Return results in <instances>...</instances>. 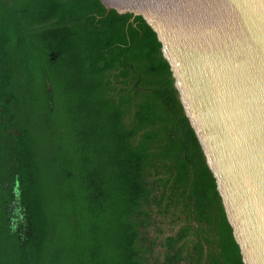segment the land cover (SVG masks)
Returning <instances> with one entry per match:
<instances>
[{
  "label": "trees",
  "instance_id": "16d2710c",
  "mask_svg": "<svg viewBox=\"0 0 264 264\" xmlns=\"http://www.w3.org/2000/svg\"><path fill=\"white\" fill-rule=\"evenodd\" d=\"M156 54L99 0H0V264H235Z\"/></svg>",
  "mask_w": 264,
  "mask_h": 264
},
{
  "label": "water",
  "instance_id": "95a60500",
  "mask_svg": "<svg viewBox=\"0 0 264 264\" xmlns=\"http://www.w3.org/2000/svg\"><path fill=\"white\" fill-rule=\"evenodd\" d=\"M99 2L153 36L233 261L264 264V0ZM179 228L156 219L149 232Z\"/></svg>",
  "mask_w": 264,
  "mask_h": 264
}]
</instances>
